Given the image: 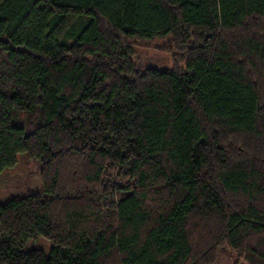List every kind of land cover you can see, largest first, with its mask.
I'll list each match as a JSON object with an SVG mask.
<instances>
[{
    "label": "trees",
    "instance_id": "obj_1",
    "mask_svg": "<svg viewBox=\"0 0 264 264\" xmlns=\"http://www.w3.org/2000/svg\"><path fill=\"white\" fill-rule=\"evenodd\" d=\"M19 154L42 193L0 203V264H264V0H0Z\"/></svg>",
    "mask_w": 264,
    "mask_h": 264
},
{
    "label": "rangeland",
    "instance_id": "obj_2",
    "mask_svg": "<svg viewBox=\"0 0 264 264\" xmlns=\"http://www.w3.org/2000/svg\"><path fill=\"white\" fill-rule=\"evenodd\" d=\"M164 42L155 41L151 47H141L136 50V68L143 71L146 68L166 70L171 68V58L158 48ZM42 193V183L39 175V163L25 154L16 156L13 167L6 168L0 174V203L20 199L28 195ZM52 245L44 238L26 239L21 244L22 251L41 250L49 257ZM216 264H241L230 254L221 251Z\"/></svg>",
    "mask_w": 264,
    "mask_h": 264
}]
</instances>
